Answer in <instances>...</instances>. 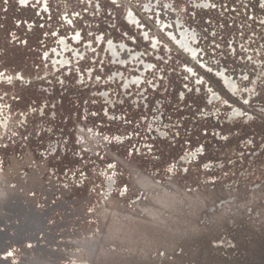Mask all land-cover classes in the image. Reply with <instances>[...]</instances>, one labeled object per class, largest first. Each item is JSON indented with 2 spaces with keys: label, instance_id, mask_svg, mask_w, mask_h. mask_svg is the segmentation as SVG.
Wrapping results in <instances>:
<instances>
[{
  "label": "rangeland",
  "instance_id": "374dc122",
  "mask_svg": "<svg viewBox=\"0 0 264 264\" xmlns=\"http://www.w3.org/2000/svg\"><path fill=\"white\" fill-rule=\"evenodd\" d=\"M0 264H264V0H0Z\"/></svg>",
  "mask_w": 264,
  "mask_h": 264
},
{
  "label": "built area",
  "instance_id": "2783aa9c",
  "mask_svg": "<svg viewBox=\"0 0 264 264\" xmlns=\"http://www.w3.org/2000/svg\"><path fill=\"white\" fill-rule=\"evenodd\" d=\"M14 245V244H13ZM13 245L11 246V247H13ZM16 245V244H15ZM35 248H37L38 247V245H41V242H40V240H35ZM9 248H10V246H9ZM15 248V249H14ZM14 248H10V249H8L7 251H6V257H10L11 255H14V252H13V249L14 250H16L17 248L16 247H14ZM19 251L21 250V249H18Z\"/></svg>",
  "mask_w": 264,
  "mask_h": 264
},
{
  "label": "bare ground",
  "instance_id": "6f19581e",
  "mask_svg": "<svg viewBox=\"0 0 264 264\" xmlns=\"http://www.w3.org/2000/svg\"><path fill=\"white\" fill-rule=\"evenodd\" d=\"M226 83L228 84V86H230V87L232 86V84H231V83H229L228 81H226Z\"/></svg>",
  "mask_w": 264,
  "mask_h": 264
}]
</instances>
